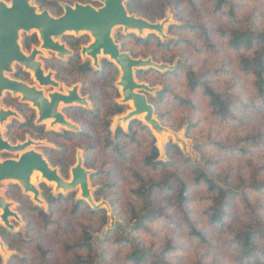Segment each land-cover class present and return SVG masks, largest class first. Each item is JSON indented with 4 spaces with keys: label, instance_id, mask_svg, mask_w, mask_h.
Instances as JSON below:
<instances>
[{
    "label": "trees",
    "instance_id": "obj_1",
    "mask_svg": "<svg viewBox=\"0 0 264 264\" xmlns=\"http://www.w3.org/2000/svg\"><path fill=\"white\" fill-rule=\"evenodd\" d=\"M145 1L153 3L155 0H139ZM168 1L173 6L175 17L181 22L180 25L168 27V33L176 39L161 42L153 34L145 38L131 34L119 35L116 41L120 43L122 51L128 52L133 58L151 56L155 62H167L169 60L157 54L194 47L197 55L204 57L220 51L222 62L220 66L212 63L205 66L202 62L203 68L198 69L200 59L189 61L183 57V61H179L170 72L159 74L151 69L138 71L137 79L147 81L150 85H155V82L145 76L182 82L190 94H199L202 98L205 108L203 116L207 120L239 128L243 134L229 141L220 137L221 131L208 135L207 141L194 144L198 154L195 162L184 158L176 145L168 143L165 146L166 160L161 161L151 131L136 119L128 124L126 132L117 127L112 135L109 119L123 114L124 107L112 99L108 101L110 107L103 110L96 105L97 95L89 91L86 81L104 78L113 71L112 63L103 60L99 72L93 71L88 64H82L78 56L66 63H59L60 71L56 72V77L68 84L80 81L82 92L90 95L92 110H69L73 113L71 116L74 121L81 124L82 130L78 133L46 131L42 125L34 124L33 110L18 105V112L24 122L12 121L7 129L8 138L12 141L16 137L23 140L26 133L35 139L60 144L61 151H47L59 154L62 158L70 154V149L64 143L92 142L84 147V156L96 150L97 144H100L107 154L124 164L122 172L131 183L127 189L130 200L124 208L125 217H122L124 226L116 224L114 229L105 232L97 240L95 247L92 244L93 234L99 233L106 225L105 211L91 210L84 201L75 200L72 194L53 197L44 188L42 198L48 204V212L44 213L37 207L31 208L44 233L68 235L67 227L61 224V217L52 210L54 204L70 207L69 215L73 219L78 218V213L83 211L88 216L87 222L76 219L77 235L62 244L60 250L63 261L60 264H107L106 245L121 247L125 251L124 261L128 264H176L173 262L174 257L179 254L185 255L184 258L188 256V264H264V220L261 217L264 206L249 203L252 195L264 196V168L261 167V172L254 169L247 176L244 168L233 166L232 163L221 168L219 162V159L224 160L222 154L229 155L230 152L231 156L239 160L248 158L250 161L255 154H264V15L258 13V7L244 12L236 0H211L212 14L224 21V25L217 26L204 21L190 22L186 18L187 11L200 16L198 0ZM49 4L53 7L57 5ZM126 8L130 13L151 22L164 18V10L154 14L142 12L138 7L132 9L130 0H127ZM189 34L192 36L188 37ZM130 40L147 51L137 52L128 45ZM32 43H37L35 35L27 38L26 45ZM229 75L236 79L223 86L218 85V81ZM107 86L109 95L118 97L112 84ZM170 91L168 84L157 93V100L150 97L149 102H154L157 110ZM173 98L185 108L197 110L192 99L179 95ZM159 118L163 123V114ZM89 124L96 125L97 136L89 129ZM198 126V121L187 116L185 135L190 136ZM13 129L19 133L16 134ZM95 176L97 173L92 174L90 180ZM110 186L104 184L97 189L96 195H104V189ZM236 198H240L242 206L239 207L244 209L246 217L235 228L230 226L231 215L228 211ZM110 204L117 213V206L113 201ZM162 222L163 231H155L154 226ZM32 225L29 223L30 228L25 237L0 227L2 241L10 249L21 253V257H12L8 264H12V260H17V264H35L24 252L27 247L39 257L38 264H49L54 252L31 237ZM225 233L229 234L227 240L223 236ZM187 260H184L186 264Z\"/></svg>",
    "mask_w": 264,
    "mask_h": 264
},
{
    "label": "rangeland",
    "instance_id": "obj_2",
    "mask_svg": "<svg viewBox=\"0 0 264 264\" xmlns=\"http://www.w3.org/2000/svg\"><path fill=\"white\" fill-rule=\"evenodd\" d=\"M1 1L8 3V0H1ZM236 1L243 8V11L246 13L250 12L249 10H252V9L254 10L256 9V7H258L259 8V9L257 8L258 13L264 15V2H260L259 0H236ZM75 2L92 3L91 0H81V2L79 0H41V2H37L36 0H31L32 5L36 6L39 11L47 10L52 16H55V17L61 15L62 13V9L60 8L59 3L73 4ZM126 2L127 0H124L125 8H126ZM147 2L148 1L139 2V0H130V3L132 4V9L138 7L142 12H146L150 14H154L160 10H164V18L167 15H170L171 21L169 24L165 26V34L169 36L167 40L176 39L174 35L168 33V27L180 25L181 22H179L178 18L175 17L171 2H169L168 0L167 1L166 0H155L153 3H147ZM49 3H55L57 5L56 7L55 6L53 7V6H50L51 4ZM93 4H94L93 5L94 7H99V4L97 2H94ZM198 4H199L198 6L200 9L199 17L196 14L187 11L186 18L189 19L190 22H193V21L203 22L204 21V22H210L213 25H217V26H220L221 24L224 25V21H222L217 16H214V14H212L211 12L212 1L211 0H198ZM128 12L130 13V11ZM130 14H133L136 17H140L133 12ZM33 35H35L37 38V35L33 33H30V34L21 33L20 34L19 42H20L22 50L25 53H28L32 46H38L36 43H32V45L30 44L31 45V46L29 45L30 47L26 45L27 38ZM119 35L127 36V35H123L121 28L114 29L112 32V37L114 38L115 42H117L118 44L120 43L116 40ZM131 35H135V37H137L135 33ZM146 36H148L147 33L144 35L143 38H145ZM191 36L192 34H189L188 37H191ZM157 38L160 40L159 37ZM58 40L60 43L65 44L67 49L72 51L73 56L78 55L80 62L82 64L83 63L88 64L92 68V70L95 72H99L101 70V66H102L101 64L103 60L107 61V59L99 58V61H98L99 69L95 70V68L92 67L91 61L88 58H83L80 55V48L82 46L87 45L90 42V38L88 35H85V34H82L79 36L65 35L64 37H61ZM167 40H164V41H167ZM164 41H161V42H164ZM128 45L134 48L137 52L147 51L143 47L135 45L132 40L128 42ZM200 45H202V43H200ZM205 49L206 47L204 46V50ZM157 56L160 58H165L169 60L167 62L160 61L158 63H166L169 65L175 64V63L177 64L179 61H183V57H187L189 61L192 59L198 58L200 59L198 62L200 66L198 67V69H200V67L203 68L201 65L202 62L205 63V66L208 65V63H212L214 66H220L222 62L220 51H218V53L215 55L210 54L209 56L204 57V56L197 55L196 48L194 47H187L186 49L178 50L176 52L175 51L174 52H161V53L159 52ZM148 57L152 59L151 56H148ZM69 59L71 58L66 57L65 60H59L55 54L51 52H46V51L43 52V56H40L38 58V60L42 64V68L44 69V71L52 72L53 78L59 83V89H58L59 91H63V87L70 88L73 85L77 84L80 95L86 97V99L88 100V104H89V109H83V110H92L93 105H92V102L90 101V95L82 92V84L80 81H76L75 83L68 84L56 77V72L60 71L59 63H66ZM158 73L165 74L164 72L163 73L158 72ZM119 74L120 73H119L118 68L114 65L113 71L111 70L110 73L107 74L104 78L90 79L88 82L86 81L89 91L94 92L98 97L96 105H98L103 110L108 109L110 107L108 101H112V99L117 104H119V100L121 97H120L118 88L115 85L116 81L118 80ZM9 77L15 80L22 81L30 86L35 85V82L31 78L30 73L25 72L24 69L19 67L18 65L13 66V72L12 74L9 75ZM145 77L147 79L153 80L155 82V85H150V83L147 81L138 80L136 77V73H135L136 80H138L139 82L148 84L151 87L157 88L158 92H160L163 89V87L167 86L168 84L170 85L171 90H172V92L170 91L163 98L162 100L163 104L157 110L155 108L154 102H150L152 106L154 107V116L157 119V121L167 130L172 132V134H169V133L163 134L162 139H159L157 135L151 132V134L155 138V145L158 149V153H159L158 159L159 160L161 161L166 160L165 146L168 143H173L174 145H176L178 149L181 151V153L183 154L184 158L189 159L192 162H195L198 160V154L194 150V144L201 143V142L203 143L204 141H207L208 135H215L221 131L220 137L224 138L225 141L233 140V139H236L242 136L243 131H239V128L222 126L216 121L214 123L211 120H207V118L203 116V113L205 112L204 111L205 108H204V102L202 98L200 97L199 94H195V95L190 94L187 88L181 84L182 82L172 81L171 78L162 79L161 77L152 76V75L145 76ZM225 77L227 79L222 78L220 81H218V85L223 86L225 84H228V81L231 82L234 79H236L235 77H232L230 75L225 76ZM109 83H111L112 86L117 90L118 97H111L109 95L110 92L108 91V88H107L108 87L107 85H109ZM104 86L105 88H103ZM51 90L53 89L49 88L45 90V92L47 93ZM158 92L156 91V92H153L152 94H146L148 101L150 97L153 99L155 98L154 100H157ZM174 95H179L182 98L188 97L192 99L194 104L196 105L197 110H193V111L189 110L185 108V106L177 103L173 98ZM18 105H21L22 107H25V108L30 107L28 104L20 103L19 97H13L10 93H7V92L4 93L2 97L0 98V108L12 109L19 114L18 108H17ZM122 107H124L125 109L124 112L129 110L128 105H122ZM70 109H72V107H69V108L62 107L60 108V111L64 114V116L68 120L72 121L74 124L78 126L79 132H80L82 130L81 124L74 121V118L71 116L73 115V113H71L72 111H69ZM74 109H82V108L74 107ZM33 111L35 113L34 115L36 118V111L35 110ZM68 111H69L68 113L69 115L67 114ZM160 114H163V117H164L163 123L162 121H160V118H159ZM19 116L21 120L20 121L15 120V121L18 123H23L24 120L22 116L20 114ZM117 116L118 115L113 116L109 119V123H110L109 130L112 135L114 134L117 126H120V128L124 132L127 131L128 125H126L125 127H122L121 124L114 122ZM187 116H190L193 119V121L195 122L198 121L199 123L198 128L194 130L190 134V136L185 135L186 126H187ZM76 117L78 119V116ZM136 120L141 122L144 125L142 120L138 118H136ZM12 121L14 120H9L6 124L3 125V127H1V132H2L4 139H6L11 144L24 141L26 137H30L31 139L35 141H40L41 144L38 147H35L34 149L38 151L39 153H41L44 156V158L48 161L50 166L52 168H56L60 176H62L64 179H67L69 177V168L75 164L76 155L77 153H80V156L82 157L83 166L88 171L91 172L88 181H89V187L91 188L93 199L97 203L101 201L106 202L109 205L110 211L112 213V218H111L107 209L103 207V210L105 211V214L107 217V223L99 233L93 234L92 244L94 247L96 246L97 240L102 238L105 232L114 229L116 224H122L124 226L125 223L124 221H122V217H125L124 208H125L126 203L129 202L130 200L127 194V189L130 187L131 183L129 180L126 179V177L124 176L122 172V167L124 165L123 163H121L120 161L116 159H113L109 154L105 152V150L101 148L100 144H97V149L95 148L96 150L90 152L89 155L84 156L85 154L84 147L87 146L89 142L74 141L70 143H64V145H66L68 149H70L71 151L69 150L70 154L68 156H66L65 158H62L61 155L59 154L48 153L47 150L49 149L55 150V151H61V148L59 147L60 144L58 145V144L51 143L46 139H35L31 137L29 134L25 133L23 136V140H20L15 136L16 137L15 140L12 141L7 136V131H8L7 129L9 125L12 123ZM43 127L46 131H52L54 133H63L66 131L65 129H62V128L48 130V126H46L45 124H43ZM89 129L92 130V132L94 133V136L98 135V131L96 130L97 128L95 124L94 125L89 124ZM13 132H15L16 134L19 133L17 129H13ZM91 144L92 142H90L89 145ZM230 154L231 152L229 153V155L222 154L224 157V160L219 159L220 160L219 162L221 163L220 164L221 168H226L230 165V163H232L233 166L235 165L236 167L239 166L240 168H244L245 175L247 176L251 172H253L254 169H257L259 172H261V167L264 168V154L263 153L255 154L253 160L251 161L248 158L239 160L236 156H231ZM17 157H18L17 154H9V153H3V152L0 153V161L8 159V158L16 159ZM94 173H97V176H95L93 180H90V177ZM262 177H264V170L262 172ZM104 184L112 185V187L110 186L108 188H105L104 195L103 194L96 195L97 189L102 187ZM34 185L39 190L40 198L44 202V205L42 206H37L34 202H32L31 196L24 194L22 189L16 183H13V182L0 183L1 195L4 197L6 201L12 203L10 209L11 211L15 212L19 218V221H16L13 218H10L9 220L11 225L14 228L13 231L6 229L1 223H0V227L5 229L9 233H15V234L20 233L23 237H25V233L27 232L28 228H30L29 223H31V225L33 223L31 227L33 228V231H31L30 233L31 237L39 241L44 248H49L53 250L54 254L53 256H51L49 264H60L63 261L62 252L60 250L62 244L65 242H68L72 237L77 235V232H78L77 231V228H78L77 220L87 222L86 217L88 216L85 215V212L83 211V212L78 213V216H77L78 218H76L77 220L73 219L69 215L70 210H71L70 207H67L65 205H55L54 204L52 207V210L55 212V214L61 217L62 219L61 224L67 227L68 235L62 236L61 234H55L53 232L48 233V234L44 233L40 227L41 224L35 218L34 212L31 211V208L37 207L41 209L44 213L48 212L49 210L48 204L42 198V192L44 191V188L48 189V191H50V194L53 197H56L57 195H62L66 197L72 194L74 195L75 200H77V192H71V193L70 192L69 193L59 192L55 194L51 186L39 180H36ZM111 201H113L114 205L117 206V213L114 212L110 204ZM240 201H241L240 198H236L235 200H233L232 201L233 205L228 211V213L230 212V215H231V217H229V220H230L229 223L231 227H235V228L239 227L244 221V217H246L244 214V209L239 207V206H242ZM249 203H252V204L257 203V204H261L264 206V196L256 197L252 195L249 198ZM261 217L264 220V208L261 211ZM163 226H164V222L157 224L156 226H154V230L163 231L162 229ZM125 228L128 230V227H125ZM223 236L227 240L229 234L225 233V235ZM0 240L2 241L1 238ZM3 244L5 248V253H2L0 251V258H1L2 264H8V262L11 260L12 257H21L20 252L16 251L15 249H10L4 242ZM106 250L108 252L107 259H106L107 264H128L124 261L125 251L121 247H117L114 245H106ZM24 252L26 253V255H28V257L32 261L35 262V264H38L39 257L33 251V249H30L29 247H27ZM182 257H183V261L181 262ZM184 257L185 255L183 256L182 254H179L174 257L173 262H175L176 264H186V261L184 260L185 259L187 260L188 256L186 258ZM11 262L12 264H17V260H12ZM187 264H188V260H187Z\"/></svg>",
    "mask_w": 264,
    "mask_h": 264
},
{
    "label": "water",
    "instance_id": "obj_3",
    "mask_svg": "<svg viewBox=\"0 0 264 264\" xmlns=\"http://www.w3.org/2000/svg\"><path fill=\"white\" fill-rule=\"evenodd\" d=\"M91 1L97 2L99 7H94L91 3H59L62 13L55 17L47 10L39 11L36 6L32 5L31 0H8V3L0 0V98L6 92L13 97H19L20 103L28 104L30 109L36 111L34 121L36 126L43 125V121L50 118L53 122L48 130H54V125L57 124L67 132L78 133V126L68 120L57 107L61 104L62 107L67 108L89 109L88 100L80 95L77 84L70 88L63 87L64 93L52 91L44 94L43 88L59 89V83L53 78L51 71H44L38 58L43 56L44 51L55 54L59 60H65L66 57L71 58L72 51L58 39L69 35L66 34L67 32H74L76 36L82 31L89 33L93 41L80 48V55L83 58L90 57L95 70L99 69L97 56L100 51L103 55H109L114 63L107 61L117 65L120 71L115 83L116 87H122L123 99L119 100V105H125L129 101L132 103V110L120 118L116 117L114 122L125 127L136 119V116L144 114L143 123L153 134L160 138L163 134H172L157 121L154 116V107L146 97V94L158 92V89L136 80L135 73L148 69L162 73L170 72L176 68V63L171 65L158 63L149 57L133 58L128 52L122 51L120 44L116 43L112 37L113 30L120 27L123 35L134 34L133 31H136V36L143 38L146 34L143 30H149L148 35L153 34L161 41L167 40L169 36L165 34V26L171 21L170 15L162 20L150 22L130 14L125 8L124 0ZM31 30L37 31L38 34H33L37 35L39 43L38 46H32L28 53H24L19 42L20 34H30ZM14 65L23 68L25 72L31 70L33 80L38 87L9 77ZM18 94L19 96H16ZM9 120L20 121L21 118L12 109L0 108V127H3ZM40 144V141H35L30 137L11 144L4 139L0 128V153L18 155L16 159L8 158L0 161V183H16L24 194L31 195L32 202L37 206H42L44 202L40 198V192L30 182L31 175L37 172L48 182L55 183L56 187L53 191L55 194L59 193V189L62 193L76 192V187H79L80 193L77 195V200L84 201L93 211H99L105 207L112 218L109 205L104 201L97 203L93 199L88 181L91 172L83 166L80 153L76 155L75 164L69 168V177L64 179L57 169L52 168L44 156L34 149ZM11 205L12 203L6 201L0 192L2 211L0 223L6 229L13 231L14 228L9 220L13 218L19 221V218L15 212L11 211ZM0 251L5 253L1 240Z\"/></svg>",
    "mask_w": 264,
    "mask_h": 264
},
{
    "label": "bare ground",
    "instance_id": "obj_4",
    "mask_svg": "<svg viewBox=\"0 0 264 264\" xmlns=\"http://www.w3.org/2000/svg\"><path fill=\"white\" fill-rule=\"evenodd\" d=\"M118 28V27H117ZM120 28V27H119ZM32 31H35V30H31L30 32H32ZM148 31L149 30H143V33H148ZM152 31V30H151ZM36 33H37V31H35ZM134 33H137L136 31H133ZM38 34V33H37ZM66 34H73V35H75V33L74 32H67ZM82 34H87V35H90L89 33H86V32H82V31H80L77 35H82ZM76 35V36H77ZM91 36V35H90ZM92 38V41H93V37H91ZM90 44V43H89ZM103 56H108V60L109 61H112L113 63H114V61L113 60H110V57H109V55H103L102 54V51H100V54L97 56V58H99V57H103ZM87 57V56H86ZM90 58V57H89ZM92 60V59H91ZM117 66V65H116ZM117 68L119 69V67L117 66ZM120 72V71H119ZM120 75V74H119ZM117 88H118V90H119V93H120V95H121V89H122V87L121 86H117ZM62 93H64L65 91H61ZM44 93V92H43ZM44 94H47V93H44ZM16 96H19V94L18 95H16ZM120 99H123L122 98V95H121V98ZM125 105H128V107H129V110H127L126 112H124L123 114H121V115H119V116H117L118 118H120V117H122V116H124L127 112H129L130 110H132V103H131V101H129V102H127ZM62 107V105L61 104H59V106L57 107V109H60ZM143 117H144V114H140V115H138V116H136V118H138V119H140V120H142V122L144 121L143 120ZM45 121V123L46 122H48L47 123V126L48 127H50V125H51V123L53 122V120L52 119H46V120H44ZM43 121V122H44ZM57 124H55L54 125V128L53 129H56L57 128V126H56ZM1 128V127H0ZM158 136V135H157ZM159 137V136H158ZM163 138V137H162ZM162 138H160L159 137V139H162ZM13 156V155H12ZM36 180H39V181H41V182H45V183H47L49 186H51L52 188H53V191H54V189H55V187H56V185H55V183L54 182H48L46 179H44V178H42L41 177V175H40V173H37V172H34L32 175H31V178H30V182L34 185V183H35V181ZM69 181V180H68ZM76 192H77V195L80 193V191H79V187H76ZM58 192H61V189H59L58 190ZM30 195V194H29ZM31 196V195H30ZM1 209H0V214H1Z\"/></svg>",
    "mask_w": 264,
    "mask_h": 264
},
{
    "label": "flooded vegetation",
    "instance_id": "obj_5",
    "mask_svg": "<svg viewBox=\"0 0 264 264\" xmlns=\"http://www.w3.org/2000/svg\"><path fill=\"white\" fill-rule=\"evenodd\" d=\"M93 3H94V2H92L91 4L94 5ZM30 33H36V32H35V31H32V32H30ZM36 34H37V33H36ZM69 35H73V34H69ZM86 35H87V34H86ZM78 36H79V35H78ZM88 36H89V38H90V42H89V43H91V42H92V38H91L90 35H88ZM36 39H37V38H36ZM58 41H59V40H58ZM89 43H88V44H89ZM36 44L38 45V40H37V43H36ZM31 45H32V44H31ZM31 45H30V46H31ZM30 46H29V47H30ZM24 53H25V52H24ZM75 56H78V55H75ZM75 56H73V57H75ZM73 57H71V58H73ZM86 58H89V57H86ZM99 58H105V59L108 60V56H103V57H99ZM99 58H98V59H99ZM89 60H90L91 63H92L91 58H89ZM89 67H90V66H89ZM90 68H91V67H90ZM91 69H92V68H91ZM118 70H119V69H118ZM28 73H30L31 78L33 79V73H32V71H31V70H28ZM119 73H120V72H119ZM44 75H45V73H44ZM35 87H36V88L38 87V84H37V83H35ZM49 88H50V87L43 88V92L46 93L45 90H47V89H49ZM52 91H59V90L56 89V88H54L53 90H51V91H49V92H52ZM118 91H119V90H118ZM47 93H48V92H47ZM120 97H121V95H120ZM28 108L30 109V107H28ZM61 108H62V107H61ZM72 108H74V107H72ZM31 110H33V109H31ZM34 114H35V113H34ZM120 115H121V114H120ZM118 116H119V115H118ZM35 119H36V118H34V121H35ZM47 123H48V122L45 123V121L43 122V124H45L46 126H47ZM42 126H43V125H42ZM56 126H57V128H62V127L59 126V125H56ZM44 183H45V182H44Z\"/></svg>",
    "mask_w": 264,
    "mask_h": 264
}]
</instances>
